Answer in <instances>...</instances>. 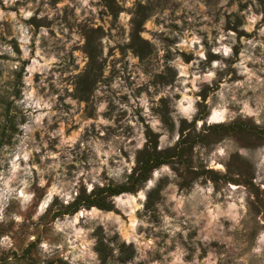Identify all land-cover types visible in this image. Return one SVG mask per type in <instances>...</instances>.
Returning a JSON list of instances; mask_svg holds the SVG:
<instances>
[{"label":"rangeland","instance_id":"obj_1","mask_svg":"<svg viewBox=\"0 0 264 264\" xmlns=\"http://www.w3.org/2000/svg\"><path fill=\"white\" fill-rule=\"evenodd\" d=\"M263 10L0 0V264H264ZM147 130L159 151L190 148L114 210L70 212L126 180Z\"/></svg>","mask_w":264,"mask_h":264},{"label":"trees","instance_id":"obj_2","mask_svg":"<svg viewBox=\"0 0 264 264\" xmlns=\"http://www.w3.org/2000/svg\"><path fill=\"white\" fill-rule=\"evenodd\" d=\"M264 11V10H263ZM7 122L8 110H6ZM202 117V114H201ZM168 118H165V121L168 122ZM182 124L185 123V120H181ZM196 121H192L189 125H195ZM248 126V130L254 128V125L250 121L245 122ZM243 121H236L229 125L223 124H212L208 128L213 132L219 133L221 131H228L233 128H242ZM6 126L2 127L0 132V142H2L6 136ZM263 132V130H261ZM147 137L149 141V147L142 151L136 161V165L132 171L126 176V180L122 184H112L96 187L92 190L91 193L87 194L84 189L78 193L76 198L71 204L67 206V209L70 212H75L80 206H96L103 210H114V205L112 201V196H116L122 193H133L149 178L150 173L154 168L160 164L166 163L174 158H182L184 151L190 148V145L187 144L188 139L181 138L178 142V145L174 149H167L159 151L157 149V140L156 136L150 131L147 130ZM212 173V171H210ZM183 187L188 185L187 182L181 184ZM158 195V190H153L150 192V198L148 204L151 205L156 200Z\"/></svg>","mask_w":264,"mask_h":264},{"label":"water","instance_id":"obj_3","mask_svg":"<svg viewBox=\"0 0 264 264\" xmlns=\"http://www.w3.org/2000/svg\"><path fill=\"white\" fill-rule=\"evenodd\" d=\"M179 113L181 114V112L179 111ZM214 113H216L215 111H210V113L208 114V117H207V122L208 123H210V122H212L213 120H215V119H217L218 118V116L217 117H215V114ZM213 123H217V122H213ZM122 196H124V194H122Z\"/></svg>","mask_w":264,"mask_h":264}]
</instances>
